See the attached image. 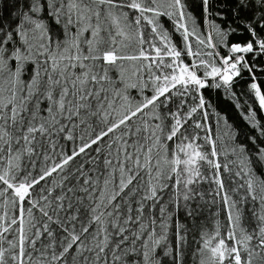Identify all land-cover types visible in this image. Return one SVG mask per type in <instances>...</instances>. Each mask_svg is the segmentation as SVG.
Returning <instances> with one entry per match:
<instances>
[{"label": "snow or ice", "instance_id": "obj_1", "mask_svg": "<svg viewBox=\"0 0 264 264\" xmlns=\"http://www.w3.org/2000/svg\"><path fill=\"white\" fill-rule=\"evenodd\" d=\"M198 3L0 0V264H264V0Z\"/></svg>", "mask_w": 264, "mask_h": 264}, {"label": "trees", "instance_id": "obj_2", "mask_svg": "<svg viewBox=\"0 0 264 264\" xmlns=\"http://www.w3.org/2000/svg\"><path fill=\"white\" fill-rule=\"evenodd\" d=\"M194 11L198 14L199 13V3L198 0H192ZM168 26V25H166ZM179 41L178 34L175 37ZM205 96L210 102L215 106L217 111H220L227 115L229 118V122L235 125L237 128L240 129L241 132H247V127L245 122L242 120L239 111L234 107L233 103L230 102L226 96L222 94V91L215 90V89H205ZM208 219L202 221V223L206 224L209 228L212 227V220L209 214L206 213ZM221 221L223 220V215L219 217Z\"/></svg>", "mask_w": 264, "mask_h": 264}]
</instances>
